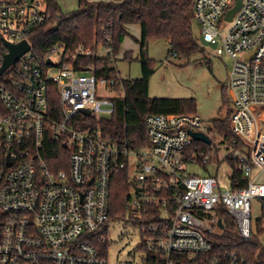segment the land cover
<instances>
[{
	"label": "built area",
	"instance_id": "built-area-1",
	"mask_svg": "<svg viewBox=\"0 0 264 264\" xmlns=\"http://www.w3.org/2000/svg\"><path fill=\"white\" fill-rule=\"evenodd\" d=\"M235 2L194 0L193 9L202 39L232 62L230 137L211 131L197 114H149L147 146L132 150L111 143L94 125L112 114L118 82L75 64L111 49L78 46L64 55L54 47L42 65L29 36L50 19L46 3L0 0V67L7 44L30 47L0 76V264H107L93 241L107 243L111 178L124 170L131 183L128 212L142 221L143 247L155 263L245 264L237 253L214 252L209 238L223 228L221 207L249 241L251 201H264V0H241L227 21ZM103 33L110 41L109 31ZM190 133L204 134L209 144ZM52 144L65 149L66 170L49 167ZM222 149V161L238 165L244 187L221 191L209 172H188L206 167Z\"/></svg>",
	"mask_w": 264,
	"mask_h": 264
},
{
	"label": "trees",
	"instance_id": "trees-1",
	"mask_svg": "<svg viewBox=\"0 0 264 264\" xmlns=\"http://www.w3.org/2000/svg\"><path fill=\"white\" fill-rule=\"evenodd\" d=\"M41 1L46 3L50 19L35 27L29 36L31 54L36 62L45 65L44 59L54 47L63 48L64 55H69L78 46L92 50L101 46L112 51L111 54L100 57L79 58L75 63L78 66H92L97 77L118 82L114 86L116 95L112 114L109 118L94 121V125L101 128L103 135L111 143L132 150L147 146L144 118L149 114H196L193 98L149 97V80L155 69L154 62L146 59V49L151 41L167 42V58H175L184 64L189 62L192 55L202 51L193 34V26L196 24L194 0H77V11L70 14L61 11L58 0ZM130 25L140 28L139 38L133 40L138 44L139 55L143 58L138 59L141 76L137 79H121L117 78L113 63L124 37L129 35L127 27ZM104 30L109 31L110 41H106ZM123 58L130 60L131 52L125 53ZM50 104L54 107L57 105V96L51 99ZM228 117L214 120L211 128V131L226 140L230 137ZM46 159L52 170L67 169V153L61 145L52 144ZM229 164L232 167L231 188L244 187L247 181L238 165L234 162ZM203 168L204 174H208L206 167ZM130 185L127 170L113 173L109 196L110 220L127 214ZM261 202L262 215L256 223L259 235L264 234V201ZM216 214L221 219L223 228L220 233L209 237L213 251L237 253L244 258L245 264H264V246L258 244V237L252 235L249 241L241 240L233 218L221 207ZM93 244L106 257L107 243L101 244L96 238ZM147 255L146 262L149 264L158 260L150 253Z\"/></svg>",
	"mask_w": 264,
	"mask_h": 264
},
{
	"label": "rangeland",
	"instance_id": "rangeland-1",
	"mask_svg": "<svg viewBox=\"0 0 264 264\" xmlns=\"http://www.w3.org/2000/svg\"><path fill=\"white\" fill-rule=\"evenodd\" d=\"M58 5L65 14L73 13L78 8L77 0H58ZM127 29L129 35L124 37L114 58L113 67L117 77L137 79L141 76L140 62L137 59L139 46L133 38H139V29L135 25L128 26ZM193 34L202 51L192 55L187 64L175 58H167V42L158 40L148 44L147 59L154 62L155 69L149 80L148 95L150 98H193L196 104V114L206 124L212 125L214 120L225 119L229 115L231 98L226 86V78L232 62L226 55H217L214 49L200 43V32L196 24L193 26ZM125 52H131L132 59H124ZM162 60L164 63H161ZM99 92L107 96L114 94L112 91L105 92L100 89ZM223 157L222 149L218 157H212L206 166L208 172L216 178L221 191L230 188L232 175V167L229 162L222 161ZM188 172L201 175L204 174V168L194 165L188 169ZM260 178L264 180V173ZM261 208V200L251 201L252 235H256L258 244L264 246V234H257L256 226L257 220L262 215ZM141 222L129 212L122 218L110 220L105 233L107 264H149L146 262L148 253L143 247ZM217 233L220 232L217 231Z\"/></svg>",
	"mask_w": 264,
	"mask_h": 264
},
{
	"label": "water",
	"instance_id": "water-1",
	"mask_svg": "<svg viewBox=\"0 0 264 264\" xmlns=\"http://www.w3.org/2000/svg\"><path fill=\"white\" fill-rule=\"evenodd\" d=\"M240 6H241V0H236L233 8L227 12L225 19L227 21H230L233 15L235 14V12L240 8ZM199 41L203 46L210 47L211 49H214L215 47L214 44L209 45L207 42H205L201 36H199ZM7 48H8V54L5 56L3 63L0 67V76L3 74V72L6 69H8L12 64H14L22 55H24L30 49L26 41L20 42L16 45L7 44ZM46 63L48 65H52V62L49 60H47ZM190 135L195 141H201L205 144H209L208 138L202 133H190ZM218 226L220 228L222 227V223L220 220L218 221Z\"/></svg>",
	"mask_w": 264,
	"mask_h": 264
},
{
	"label": "crops",
	"instance_id": "crops-1",
	"mask_svg": "<svg viewBox=\"0 0 264 264\" xmlns=\"http://www.w3.org/2000/svg\"><path fill=\"white\" fill-rule=\"evenodd\" d=\"M131 26V25H130ZM135 26H137V25H135ZM137 28L139 29V36H140V28H139V26H137ZM128 30V29H127ZM126 53V52H125ZM146 55H147V53H146ZM130 59H132V58H130ZM137 59H143L140 55H137ZM147 59V58H146ZM161 63H164V60H162V62Z\"/></svg>",
	"mask_w": 264,
	"mask_h": 264
}]
</instances>
